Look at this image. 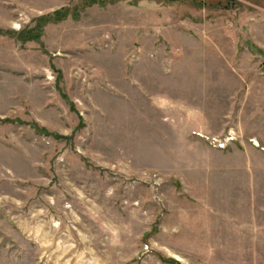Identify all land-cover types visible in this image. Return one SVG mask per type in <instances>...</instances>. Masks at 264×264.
Listing matches in <instances>:
<instances>
[{"label": "rangeland", "instance_id": "rangeland-1", "mask_svg": "<svg viewBox=\"0 0 264 264\" xmlns=\"http://www.w3.org/2000/svg\"><path fill=\"white\" fill-rule=\"evenodd\" d=\"M255 71L264 0H0V264H264V157L182 121Z\"/></svg>", "mask_w": 264, "mask_h": 264}, {"label": "crops", "instance_id": "crops-1", "mask_svg": "<svg viewBox=\"0 0 264 264\" xmlns=\"http://www.w3.org/2000/svg\"><path fill=\"white\" fill-rule=\"evenodd\" d=\"M234 77L238 78L240 88L227 97L229 111L219 118L215 115L214 120L221 124L218 132L209 131V114L201 108L194 107L188 111V116H183L182 121L189 119L190 131L199 132L206 137L220 136L223 132L233 135L234 139L225 149H208L216 157L213 169L222 179L223 193L235 192L236 178H244L247 193H256L251 184L256 172L252 168L249 155L264 157V75L255 71L253 74H239ZM193 119L195 122L191 121Z\"/></svg>", "mask_w": 264, "mask_h": 264}, {"label": "built area", "instance_id": "built-area-1", "mask_svg": "<svg viewBox=\"0 0 264 264\" xmlns=\"http://www.w3.org/2000/svg\"><path fill=\"white\" fill-rule=\"evenodd\" d=\"M232 136L231 135H227L225 137H216V138H211V141L213 143V145L216 148L222 149L226 146V144L231 141Z\"/></svg>", "mask_w": 264, "mask_h": 264}, {"label": "trees", "instance_id": "trees-1", "mask_svg": "<svg viewBox=\"0 0 264 264\" xmlns=\"http://www.w3.org/2000/svg\"><path fill=\"white\" fill-rule=\"evenodd\" d=\"M86 1H87V2H90V3L93 2V0H86ZM60 13L62 14L63 12H60ZM54 15L56 16V19H57L58 16H59V12H56ZM63 17H64V14H62L60 18H63ZM39 26H40V25H39ZM39 26H38V28H39ZM20 39L22 40V37H21V36H20Z\"/></svg>", "mask_w": 264, "mask_h": 264}]
</instances>
